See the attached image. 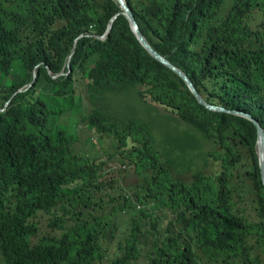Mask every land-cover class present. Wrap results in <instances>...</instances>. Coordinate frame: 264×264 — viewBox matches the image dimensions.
<instances>
[{"label":"trees","instance_id":"trees-1","mask_svg":"<svg viewBox=\"0 0 264 264\" xmlns=\"http://www.w3.org/2000/svg\"><path fill=\"white\" fill-rule=\"evenodd\" d=\"M126 1L207 103L264 129V0ZM121 12L0 0V264H264L256 125L200 104ZM74 114L95 156L61 123ZM124 165L137 182L116 181Z\"/></svg>","mask_w":264,"mask_h":264},{"label":"water","instance_id":"water-1","mask_svg":"<svg viewBox=\"0 0 264 264\" xmlns=\"http://www.w3.org/2000/svg\"><path fill=\"white\" fill-rule=\"evenodd\" d=\"M116 1L119 3L120 8L122 9V12L120 14H123L128 19L130 26H131V29H132L133 33L135 34L137 40L140 42V44L152 55V57H154L160 63H162L163 65H165L168 68H170L171 70H173L179 77H181L183 79V81L186 83V85L188 86V88L191 90V92L194 94V96L196 97V99L198 100V102L200 104H202L207 109L212 110V111H218V112H225V113H232L235 115H240L242 117H245V118L251 120L256 125L257 134H258L257 147H258L259 164H260V169H261L262 181L264 184V129L259 124V122L255 118H253L252 115H250L248 113L228 110L222 106H216V105H212V104L207 103L201 97V95L198 93L196 87L194 86L192 81L189 79V77L184 72H182L179 68H177L175 65H173L168 59H166V57H164L160 53H158L150 45V43L147 41V39L145 38V36L141 32L139 24L136 21L130 7L128 6L127 1L126 0H116ZM118 16H119V14L113 17V19L110 22V25L108 26V29H107L105 35H107L110 32V30L112 29L113 22ZM105 35L102 36L101 38L104 39ZM68 67L70 69V66H68ZM56 77L57 76H53V78H56ZM35 79H36V73L34 72L33 81ZM30 85L31 84H29L28 86H30Z\"/></svg>","mask_w":264,"mask_h":264},{"label":"rangeland","instance_id":"rangeland-1","mask_svg":"<svg viewBox=\"0 0 264 264\" xmlns=\"http://www.w3.org/2000/svg\"><path fill=\"white\" fill-rule=\"evenodd\" d=\"M123 107L127 111H132L134 110L137 105L135 104V101L130 96H125L124 99L121 98L118 100V108ZM158 112H160L163 115L168 114L164 109L158 108ZM154 115V113H152ZM161 124H163L162 128H166V130H171L169 128V125H167V120H158ZM61 123L69 126L70 129L76 130L77 128L79 129V136H78V141H77V151L79 154H86L89 156H95L97 152H101L102 146L99 137L94 134L86 125H83L82 123H79V116L74 114V115H69L61 120ZM174 124V123H171ZM71 131V132H72ZM95 136L96 139L92 140V137ZM108 146V142L105 143L104 147L106 148ZM120 162L119 160H116L115 158H111L110 160L108 159L107 161V166L113 164V163H118ZM126 166V165H124ZM128 171L130 172L124 180H120V178H116V181L119 182V184L124 183L127 185H131L135 182L138 181V178L132 174L134 170L132 168L126 166ZM212 166L210 165L208 168V172H211Z\"/></svg>","mask_w":264,"mask_h":264},{"label":"clouds","instance_id":"clouds-1","mask_svg":"<svg viewBox=\"0 0 264 264\" xmlns=\"http://www.w3.org/2000/svg\"><path fill=\"white\" fill-rule=\"evenodd\" d=\"M116 168L114 167V170H115Z\"/></svg>","mask_w":264,"mask_h":264},{"label":"bare ground","instance_id":"bare-ground-1","mask_svg":"<svg viewBox=\"0 0 264 264\" xmlns=\"http://www.w3.org/2000/svg\"><path fill=\"white\" fill-rule=\"evenodd\" d=\"M251 121V120H250ZM260 124V123H259Z\"/></svg>","mask_w":264,"mask_h":264}]
</instances>
